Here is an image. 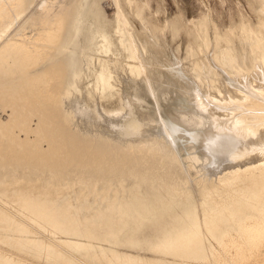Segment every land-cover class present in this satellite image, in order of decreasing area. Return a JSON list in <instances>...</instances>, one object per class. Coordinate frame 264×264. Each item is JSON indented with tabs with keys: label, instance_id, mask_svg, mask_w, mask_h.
<instances>
[{
	"label": "bare ground",
	"instance_id": "1",
	"mask_svg": "<svg viewBox=\"0 0 264 264\" xmlns=\"http://www.w3.org/2000/svg\"><path fill=\"white\" fill-rule=\"evenodd\" d=\"M10 6L4 13L0 11V34L22 13L24 3L13 0ZM39 12L38 33L31 48L5 45L0 49V111L8 113L7 121L0 123V172L11 170L25 179L31 174L47 176L49 185L70 184L79 191L72 188L70 196L68 192L52 195L18 190L10 201L16 215L26 211L59 232L74 230L79 238L149 252L154 257L143 260L111 249H84L81 261L90 264H200L215 254L218 264L226 260L251 264V255L257 254L264 238V180L236 188L213 209H202L206 203L199 204L192 196L185 203L170 196H175L172 187L177 178L186 180L189 173H199L196 165L206 179L233 168L245 169L249 177H264V61L251 65L245 47L226 92L212 94L208 88L199 90L190 83L183 95L189 112L173 124L159 109L171 90L166 73L174 75L175 69L170 61L163 62L154 54V42L145 53L139 48L140 40L132 39L129 58L137 61L134 77L142 79L132 86L129 96L121 89L113 108L115 101L111 100L104 101L107 107L98 101L85 103L67 94L69 84L75 82L78 62L65 55L62 47L80 52L88 43L90 30L83 17L74 19V4L54 14L49 9ZM124 28L129 31L127 25ZM187 55H195L191 45ZM161 67L166 73L157 69ZM97 78L100 90L112 94L110 77L98 73ZM145 97L156 108L154 118L148 120L154 125L134 127L126 121L129 100L141 102ZM182 128L193 143L194 155L185 160L188 169L177 154L175 136ZM43 145L46 151H42ZM8 194L9 188L0 182L4 205ZM61 200L64 202L59 204ZM239 208L242 210L235 212ZM10 220L0 209L1 230ZM231 224L232 233L225 229ZM9 243L4 244L17 250ZM38 252L36 257H48L46 264L71 263L52 249ZM13 261L0 256V264Z\"/></svg>",
	"mask_w": 264,
	"mask_h": 264
},
{
	"label": "rangeland",
	"instance_id": "2",
	"mask_svg": "<svg viewBox=\"0 0 264 264\" xmlns=\"http://www.w3.org/2000/svg\"><path fill=\"white\" fill-rule=\"evenodd\" d=\"M22 1L24 3L22 13L11 20L6 31L2 33L3 35L0 34V49L9 48L10 45H25L31 48V41L38 33L39 11L43 12L49 9L54 14L61 8H68L74 4V19L78 21L83 17L84 26L91 33L88 43L80 52H76L74 48L68 46L62 47V50L65 55L70 54L71 58L78 62V69L73 76L75 82L69 84L67 94L85 103L91 104L98 101L103 107H107L104 101L111 100L115 102L110 108L116 107L120 90L122 89V92L129 96L132 86L139 84L142 78H136L133 74L137 61L129 58L132 39L135 40L136 37L140 40L139 48L145 53L148 52L149 45L154 42V54L163 58V62L170 61L173 64L175 70L172 77L164 71L165 67L157 68L171 78L170 80L167 77L164 78L165 81H169L171 90L168 92L166 100L160 103L159 113L166 121L173 124H178L179 119L189 112L187 106H184L186 102H184L183 95L191 85L190 83L195 84L194 86H197L199 90L208 88L212 94H216L219 90L226 92L230 85L229 82L226 83L228 80L233 82L231 81L234 79L232 72L237 68V62L242 60L243 56L240 54L243 53L245 47L247 55L252 58L251 65L264 61V0ZM12 3L13 0H0V11L4 13L8 8H12L10 6ZM120 16H123L125 23ZM103 22L106 28L105 32L102 30ZM126 25L128 32L124 28ZM189 45L192 46L195 54L193 57L187 55ZM98 73L110 77L109 82L114 88L111 95L100 90ZM133 79L137 81H133ZM232 88L235 89L233 86ZM128 104L129 117L126 121L134 127L149 123L148 120L153 119L156 114L154 103L147 97L141 102L132 98ZM7 117V111H0V123H5ZM73 121L75 120L73 119ZM149 125H154V123H149ZM31 126L34 128V123ZM180 130L175 136L176 143L178 142L177 154L183 161V163L181 161V165L188 169L189 165L185 160L194 155L193 143L191 144L189 136L187 137L183 133L184 129ZM42 151H46L45 145L42 146ZM196 166L199 173H189V179L186 180L177 178L175 186L172 187L175 196H170V198L185 203L187 197L192 196L199 204L206 203L202 209H213L215 203H220L223 198L231 196L236 188L252 186L256 181L264 180V177L260 178L257 174L249 177L243 168L222 171L214 176L215 178L206 179L201 173L200 166ZM48 181L50 180L47 176L42 178L41 176L34 177L31 174L29 178L25 179L18 177L16 172L11 170L0 172V182L10 190V194L5 199L7 206L0 202V209L5 210L13 219L8 221L5 230L0 229L1 257L3 256L6 260L19 261L22 264H46L44 260L48 258L47 256H36L41 253L38 251L42 249H52L63 255L59 257L62 260L70 259V264H90L81 261L85 258L84 255H81L85 253L84 249H95L96 251L111 249L143 260L154 259L149 252L124 250L114 244L79 238L74 236L77 234L74 230L59 232L52 228V224L45 225L41 220L32 218L26 211H23L21 216L16 215L10 201L18 190L23 189L31 193L46 191L52 195L58 192L79 191L77 186L71 187L70 184L67 187L49 185ZM69 194L72 196L71 193ZM162 200L164 203L168 202L166 198ZM62 202L64 201L61 200L59 204ZM241 210L242 208H239L235 212L239 213ZM224 214L226 215L227 212ZM207 217H210L209 213ZM57 223L60 224V221ZM232 226V224L228 228L225 226V229L232 233L233 231L230 229ZM10 241L12 243H9ZM4 243H9L8 245L13 248L16 246L17 250L10 249ZM214 244L216 245V243ZM261 244L257 254L251 255V264H261L260 262L264 264V238ZM214 258H218V255L215 254L205 263H198L218 264ZM222 258L226 259L224 255ZM14 261L11 264H15ZM224 264L230 263H227L226 260Z\"/></svg>",
	"mask_w": 264,
	"mask_h": 264
}]
</instances>
